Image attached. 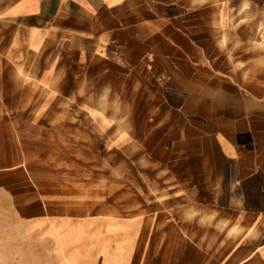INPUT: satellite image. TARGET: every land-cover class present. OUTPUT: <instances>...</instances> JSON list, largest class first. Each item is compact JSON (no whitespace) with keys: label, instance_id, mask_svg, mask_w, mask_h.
Segmentation results:
<instances>
[{"label":"crops","instance_id":"crops-1","mask_svg":"<svg viewBox=\"0 0 264 264\" xmlns=\"http://www.w3.org/2000/svg\"><path fill=\"white\" fill-rule=\"evenodd\" d=\"M0 264H264V0H0Z\"/></svg>","mask_w":264,"mask_h":264}]
</instances>
